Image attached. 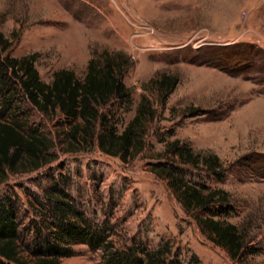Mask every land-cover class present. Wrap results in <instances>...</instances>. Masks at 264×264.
Wrapping results in <instances>:
<instances>
[{
    "label": "rangeland",
    "instance_id": "374dc122",
    "mask_svg": "<svg viewBox=\"0 0 264 264\" xmlns=\"http://www.w3.org/2000/svg\"><path fill=\"white\" fill-rule=\"evenodd\" d=\"M0 33L11 57L38 54L46 83L63 69L83 79L92 58L122 52L131 65L123 78L131 103L108 109L118 132L142 104L154 111L145 147L124 160L97 144L72 151L70 123L40 112L20 87L12 88L19 108L4 110L0 98V120L19 118L53 144L48 165L22 166L0 186L17 201L27 243L56 187L94 227L110 226L116 249L133 238L153 250L168 244L170 259L182 264H264V0H0ZM166 77L177 85L164 99ZM176 140L194 156H217L225 179L167 153ZM176 177L228 193L231 206L216 219L246 235V254L234 260L204 235L197 219L207 214L183 207L171 186ZM74 249L63 264H103L107 256L85 244Z\"/></svg>",
    "mask_w": 264,
    "mask_h": 264
},
{
    "label": "trees",
    "instance_id": "16d2710c",
    "mask_svg": "<svg viewBox=\"0 0 264 264\" xmlns=\"http://www.w3.org/2000/svg\"><path fill=\"white\" fill-rule=\"evenodd\" d=\"M11 46L0 33V98H3L4 110L19 108L15 106V95L12 94L16 85L40 112L60 114L70 123L65 136L72 151L97 144L103 153L126 160L133 152L143 150L146 145L145 121L154 116L151 106L142 104L122 132L117 130V115L108 110L115 101L127 106L131 103V92L123 82L131 67L126 55L105 51L89 61L83 79L63 69L54 74L52 83H46L35 67L38 54L14 58L8 53ZM5 53L7 56L3 57ZM159 84L167 90L163 96L166 99L176 88L177 81L166 77ZM8 94H12L11 97ZM25 124L27 122L19 118L0 120V186L22 166L34 171L51 161L52 142L38 129L26 131ZM166 152L194 166L204 165L218 181L226 177L217 156H194L192 149L181 145L179 140L169 143ZM173 175L168 172L169 177ZM171 182L185 209H200L207 214L197 221L212 243L234 260L246 254V235L236 225L216 219L222 216L223 208L231 206L228 193L222 189L194 187L178 177ZM8 192L0 194V264H63V259L75 256L74 246L81 244L105 251L107 256L103 264H182L177 258L170 259L173 250L168 244L153 250L131 238L121 249H116L110 226L94 227L75 209L66 191L56 187L47 195L50 211L42 213L44 219L30 230L29 234L32 232L34 238L27 243L21 235L17 201ZM214 206L217 211H213Z\"/></svg>",
    "mask_w": 264,
    "mask_h": 264
}]
</instances>
